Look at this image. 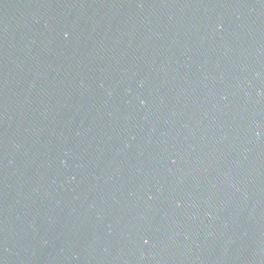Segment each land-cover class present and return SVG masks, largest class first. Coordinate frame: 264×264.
I'll list each match as a JSON object with an SVG mask.
<instances>
[{
    "label": "water",
    "instance_id": "obj_1",
    "mask_svg": "<svg viewBox=\"0 0 264 264\" xmlns=\"http://www.w3.org/2000/svg\"><path fill=\"white\" fill-rule=\"evenodd\" d=\"M0 264H264V0H0Z\"/></svg>",
    "mask_w": 264,
    "mask_h": 264
}]
</instances>
